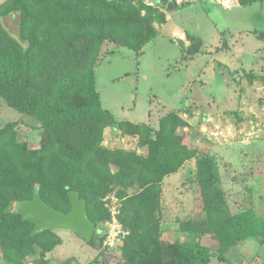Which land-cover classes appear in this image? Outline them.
<instances>
[{"label": "trees", "instance_id": "16d2710c", "mask_svg": "<svg viewBox=\"0 0 264 264\" xmlns=\"http://www.w3.org/2000/svg\"><path fill=\"white\" fill-rule=\"evenodd\" d=\"M255 2L264 0H240L243 6ZM10 15L19 16L18 37L5 26L4 18ZM166 21L161 5L145 0L0 4V98L43 130L41 145L33 148L20 140L17 121L0 124L2 263L27 264L35 251L48 261V253L62 243L57 230L34 234L35 223L16 211L17 203L31 199L40 187L42 198L64 212L71 210L70 191H77L97 224L93 239L86 241L101 246L103 231L112 221L105 198L117 190L122 203L117 217L128 231L122 264H209L214 256L209 241L214 239L220 241L217 256L223 263L252 264L256 255L242 252L241 243L256 240L264 245V208L231 211L215 154L184 143L180 131L190 123L172 111L156 129L149 123L118 120L103 107L96 67L107 58L109 46L142 52L157 37L155 23ZM189 37L202 44L201 38ZM198 46L189 53L202 51ZM109 127L139 135L147 153L106 146ZM193 158L206 218L181 223L186 241L168 239L162 224V181ZM136 184L140 190L129 193L128 187Z\"/></svg>", "mask_w": 264, "mask_h": 264}, {"label": "rangeland", "instance_id": "374dc122", "mask_svg": "<svg viewBox=\"0 0 264 264\" xmlns=\"http://www.w3.org/2000/svg\"><path fill=\"white\" fill-rule=\"evenodd\" d=\"M4 1L0 0V4ZM156 1L145 0L149 4H157ZM232 1L228 0L230 10L212 6L192 8L193 18L188 19L190 34L201 36L204 42L197 43L188 37L189 44L191 48L201 44L198 47L205 50L192 61L184 42L176 43L168 37L157 36L144 52L111 44L110 53L97 65L96 73L103 107L116 119L133 123L150 121L156 129L160 127L161 118L172 111L188 119L190 126L180 131L184 134V143L215 154L229 207L233 213H238L251 206L264 208V3L234 7ZM188 2L181 1L184 5ZM158 4L166 10L162 1ZM4 23L10 33L18 37L19 16H7ZM157 24L161 23L155 26ZM210 49L213 52H207ZM255 52L261 56H255ZM205 65L208 84L201 89L191 88L189 79L197 78ZM242 66L259 73L255 74L257 83L251 75L253 69L247 72L239 68L231 74V70ZM200 91L204 94L203 98L199 96L203 105L193 103L183 108L187 99ZM207 101L214 105H204ZM209 108L215 111L210 113ZM10 121H17L21 141L33 148L41 145L40 123L0 98V124ZM221 131L223 134H216ZM105 138L104 144L111 148H123L141 155L147 153V149L139 145V135L112 130ZM138 185L128 187V192L140 190ZM105 201L111 215L113 210L120 214L122 203L117 190ZM161 209L168 239L186 241V235L179 229L181 223L206 218L196 158L164 178ZM57 232L62 243L48 253V261L42 259L40 251H35L27 257V264H122L119 260L124 239L113 246L105 243L101 246L98 242L90 244L70 230ZM209 244L214 251L209 264H225L217 256L220 241L210 240ZM241 251L250 257L256 255L252 264H264V245L258 241L242 242ZM1 260L0 264H4Z\"/></svg>", "mask_w": 264, "mask_h": 264}, {"label": "crops", "instance_id": "0c3cea01", "mask_svg": "<svg viewBox=\"0 0 264 264\" xmlns=\"http://www.w3.org/2000/svg\"><path fill=\"white\" fill-rule=\"evenodd\" d=\"M161 1L163 3V6L166 8L165 11H166V14H167V21L164 22V23L156 25L157 36L158 37H168V38H170L171 40H173L176 43H177V41L184 42L185 45H187V47H189V48H190V44H189L190 41H189L188 37L191 34H190V29H189V24L188 23H189V20H192V18H193L194 11L192 10V8L198 9L199 6H203V7H211L212 6V7H216V8L220 7L223 10L232 9V8H230V2H228V0H208L209 3H208L207 0H189V2L185 3V5L181 3L182 0H175L176 3L172 2V1L169 2V1H166V0H157L156 2L160 3ZM221 3H223V4H221ZM232 3L234 5V7H242V5L240 4L239 1H237V3L235 2L236 4L234 3V1H232L231 4ZM190 9H191V11H190ZM199 37L202 39L201 36H199ZM202 41H203V39H202ZM217 41H218L217 43H219L220 39H217ZM151 42H149L144 47V49ZM217 46H218V44H217ZM230 47L231 46H229L228 48H230ZM144 49H143V52H144ZM202 51L204 52L205 50L203 49ZM207 52H213V51H211V49H210V51H207ZM201 53H202L201 51L196 53V54H194V55H191L189 53L187 56L192 61L193 59H195V57L199 56ZM255 53H254L255 56H257V54H258V56H261L259 54V52H255ZM260 67H262V65H260ZM206 68H207L206 65L203 68H201V70L198 72V77L197 78H195V77L192 78L191 77L189 79V86L191 88H193L195 86L196 88H200L201 89L202 87H205L208 84L209 79H208V76H206L207 75V69ZM239 68H242V69L244 68L245 70H247V72L253 69V68H249L248 66H246V67L245 66L237 67V68H234V70H231V72H232L231 74H233V72L235 70L239 69ZM242 72H240V73H242ZM251 73L252 74H256V75L259 74L254 69L252 70ZM233 77H234V79L237 80V77H236L235 74L233 75ZM253 82L254 83L258 82L256 77H253ZM203 95L204 94L202 93V91H200L199 93H196V95H193V98L191 96L190 99L189 98L187 99V104L183 108H185L187 106L190 107V105L193 104V103L194 104L197 103V104L203 105V103H200V101H203L201 99V98H203ZM199 96H201V98ZM205 104L214 105V103L212 101H207V102L204 103V105ZM183 108H181V109H183ZM181 109H179V110H181ZM207 111H209L211 113V112H214L215 109L214 108H209V109H207ZM187 113L188 112H185V116H188ZM204 116H205V119H206V115H204ZM187 121H188V119H187ZM146 123H150V121H147ZM112 130L113 129L111 127L107 128L106 131H105V136H107V133L109 131H112Z\"/></svg>", "mask_w": 264, "mask_h": 264}, {"label": "water", "instance_id": "95a60500", "mask_svg": "<svg viewBox=\"0 0 264 264\" xmlns=\"http://www.w3.org/2000/svg\"><path fill=\"white\" fill-rule=\"evenodd\" d=\"M71 210H59L41 196V189L37 187L31 199L21 200L17 203L16 211L24 220L35 223L33 233L45 230H70L73 233L91 241L95 235L97 224L90 218L87 205L80 194L70 191Z\"/></svg>", "mask_w": 264, "mask_h": 264}, {"label": "built area", "instance_id": "2783aa9c", "mask_svg": "<svg viewBox=\"0 0 264 264\" xmlns=\"http://www.w3.org/2000/svg\"><path fill=\"white\" fill-rule=\"evenodd\" d=\"M220 133L223 134L222 131L216 134L218 135ZM116 213L117 211L113 210L112 221L109 222L107 229L103 231V235L105 237L104 243L110 246L115 245L120 240L124 239V237L128 234V231L124 227H122L123 225L120 223L117 217L118 213Z\"/></svg>", "mask_w": 264, "mask_h": 264}]
</instances>
